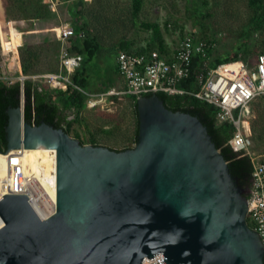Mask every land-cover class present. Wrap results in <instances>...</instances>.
<instances>
[{"label":"water","instance_id":"95a60500","mask_svg":"<svg viewBox=\"0 0 264 264\" xmlns=\"http://www.w3.org/2000/svg\"><path fill=\"white\" fill-rule=\"evenodd\" d=\"M138 137L117 151L83 145L64 129L25 120V95L8 110L6 150L56 152V210L45 220L27 194L0 199V264H264L246 214L249 196L206 126L137 98ZM231 145L240 157L246 152Z\"/></svg>","mask_w":264,"mask_h":264},{"label":"rangeland","instance_id":"374dc122","mask_svg":"<svg viewBox=\"0 0 264 264\" xmlns=\"http://www.w3.org/2000/svg\"><path fill=\"white\" fill-rule=\"evenodd\" d=\"M63 25L86 32L98 47L91 61L85 57L81 63L82 73L92 83L91 93L85 94L79 113L68 116L67 133L83 145L118 151L136 145L139 129L132 97L117 94L124 90L116 66L121 44L133 50L159 47L154 35L158 26L162 44L170 52L193 33L214 45L212 62L239 55L253 64L256 56L264 54V0H0L1 76L12 84L23 76L49 88L42 76L58 72L61 46L50 33H31L42 29L55 36ZM116 49L120 51L114 53ZM16 54L19 60L29 56L35 60L28 75L15 69ZM111 90H115L111 98L101 97ZM251 110L252 151L264 156V99L254 100Z\"/></svg>","mask_w":264,"mask_h":264},{"label":"built area","instance_id":"2783aa9c","mask_svg":"<svg viewBox=\"0 0 264 264\" xmlns=\"http://www.w3.org/2000/svg\"><path fill=\"white\" fill-rule=\"evenodd\" d=\"M56 31L61 46L60 68L58 72L43 75L42 78L50 89L66 91L83 62V56L70 52L71 40L76 35L74 27L63 25ZM213 46L190 33L171 52L162 51L159 47L139 53L121 50L116 56V66L124 90L117 94L137 98L157 93L188 94L216 108L217 123L233 126L234 133L229 143L240 146L246 152L257 177L251 189L246 219L264 248V156H257L252 151L249 122L253 113L252 102L264 98V54L256 56L253 64L239 56L212 66ZM192 76L195 88L186 89L183 83ZM25 79L22 76L20 82L23 84ZM0 81L12 84L1 76V72ZM113 94L115 90L106 95L111 98ZM0 157L5 159L9 173L2 181L0 199L6 194H27L32 209L40 219L45 220L54 214L56 201L38 191L32 196L26 190L22 149L7 153L0 150ZM163 259L164 255L159 253L151 260L145 258L142 264H165Z\"/></svg>","mask_w":264,"mask_h":264},{"label":"trees","instance_id":"16d2710c","mask_svg":"<svg viewBox=\"0 0 264 264\" xmlns=\"http://www.w3.org/2000/svg\"><path fill=\"white\" fill-rule=\"evenodd\" d=\"M137 4L135 3L136 12L139 9ZM30 20L33 19L31 18ZM81 30L83 31L84 29ZM75 31L76 35L71 40L70 52L82 55L83 62L85 61V57H87V61H91L95 57L98 47L92 43V38H89V35H87L86 32H80V29ZM154 33L157 41L159 42V48L162 51H166L167 49L162 44L158 26H154ZM23 47L25 46L23 45L20 47L19 54ZM120 49L137 53L146 52L147 50H133L131 46L126 43L121 44ZM149 49L151 48H148V50ZM118 51L120 50H113L114 53H118ZM55 53L59 55L58 49ZM238 57L239 55L231 58L217 59L212 63V66L235 60ZM34 64L35 60L32 56H29L28 59L24 57L21 60L23 73L28 75L30 73V66H33ZM72 79L73 82L68 85V89L66 91H55L50 88L40 86L30 79H25L23 84L21 82H17L11 85H7L0 81V150H6V127L9 119L8 110L10 108H17L20 106L22 88L25 95V120L28 123L39 125L41 122H46L54 128H61L66 132H69L65 128L66 125L68 127L71 126V122L67 121L68 116L71 113H79L84 104L83 102L86 97L85 94L91 93L89 89L90 86H92V83L84 76L80 68L76 71V74ZM193 81L194 77L192 76L188 81H186V83H183V86L186 89H194L195 86ZM100 90L99 91L102 93L105 91L103 89ZM156 95L163 101L167 109L173 112H184L193 115L206 126L213 142L228 162L232 176L236 179L240 188H242L245 192L244 195L248 197L249 189L251 187L252 165L248 157H240L238 153L234 152L231 145H229V141L234 133L233 126L228 123L218 124L216 120V108L191 95L187 94L180 96L168 95L165 93H157ZM150 96H152V94L145 95V97ZM130 97L133 99L136 115H138L137 97Z\"/></svg>","mask_w":264,"mask_h":264},{"label":"bare ground","instance_id":"6f19581e","mask_svg":"<svg viewBox=\"0 0 264 264\" xmlns=\"http://www.w3.org/2000/svg\"><path fill=\"white\" fill-rule=\"evenodd\" d=\"M14 60L17 67L20 69V60L17 54L16 57L14 56ZM104 96L109 95L105 94ZM21 149L22 165L25 172V184L27 192L30 195L35 196V192L38 191L46 195L49 199L56 201L55 150ZM8 175V167L6 165L5 159L0 157V197L3 194L2 181L4 180V178L8 177ZM0 225H2L1 221Z\"/></svg>","mask_w":264,"mask_h":264},{"label":"crops","instance_id":"0c3cea01","mask_svg":"<svg viewBox=\"0 0 264 264\" xmlns=\"http://www.w3.org/2000/svg\"><path fill=\"white\" fill-rule=\"evenodd\" d=\"M36 30H34V32L31 33V34L34 35V34H43V33L44 34H47V33H50L52 40H56L57 41L56 35L54 36L53 33H52V31H45V30H42V29H36ZM14 66H15V69H17V71H19V73H21V75H22L23 72H22L21 60H20V69L17 67V65L15 64V62H14Z\"/></svg>","mask_w":264,"mask_h":264}]
</instances>
